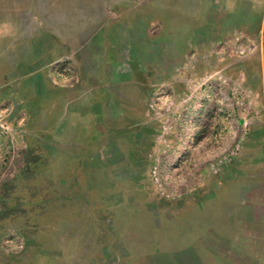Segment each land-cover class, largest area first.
Masks as SVG:
<instances>
[{"label": "rangeland", "instance_id": "374dc122", "mask_svg": "<svg viewBox=\"0 0 264 264\" xmlns=\"http://www.w3.org/2000/svg\"><path fill=\"white\" fill-rule=\"evenodd\" d=\"M180 9V0H0V264H264V172L220 171L264 126V107L255 111L239 81L205 72L180 96L155 84L140 182L114 184L109 172L97 191L106 178L70 177V166H92L48 141L63 134L101 32L134 43L126 58L150 47L175 53L150 42L181 26L170 16ZM123 69L108 72L122 78Z\"/></svg>", "mask_w": 264, "mask_h": 264}, {"label": "crops", "instance_id": "0c3cea01", "mask_svg": "<svg viewBox=\"0 0 264 264\" xmlns=\"http://www.w3.org/2000/svg\"><path fill=\"white\" fill-rule=\"evenodd\" d=\"M180 1L181 9L170 16L171 22L174 17H181V26L165 28L162 36H155L150 42L161 43V48L165 43V49L178 50L175 53H157L153 50L155 47H150L143 54L127 51L129 57L126 58L125 49L135 48L134 43L132 46L112 40L108 43L101 32L99 47L94 51L90 49L85 56L90 67L78 90L70 92L75 101L68 106L67 117L59 124L63 134L59 138L48 137L49 143L57 147L55 152L67 155L70 161L82 160L92 166L85 167L83 172L70 166L67 172L70 177H84L89 184L94 176H103L106 179L97 188L102 192L108 183L109 172H116L114 184L141 181L142 172L148 171L142 152L146 150L144 146L151 143L149 134L156 125L151 120L147 103L155 84H167L174 95H186L191 92L189 80L207 72L227 80L230 85L239 81L244 92L256 96L260 108L255 111L264 107V0ZM176 33L180 36L175 45ZM236 36L242 39L243 45L251 46L244 56L235 54L230 47ZM221 43L228 47L218 49ZM192 50L200 54H196L197 59H192ZM120 64L127 68L123 69L122 75L126 71L123 79L108 72L110 66L119 67ZM180 71L185 76L176 79ZM260 132L258 135L253 131L250 138H245L242 160H230L220 171L228 172L229 178L236 172H264L263 124ZM258 144L259 153L255 150L247 152L250 145ZM200 171L196 167L195 172ZM121 173L123 179H120ZM186 216V220L190 219Z\"/></svg>", "mask_w": 264, "mask_h": 264}, {"label": "built area", "instance_id": "2783aa9c", "mask_svg": "<svg viewBox=\"0 0 264 264\" xmlns=\"http://www.w3.org/2000/svg\"><path fill=\"white\" fill-rule=\"evenodd\" d=\"M235 48H237L236 50H234ZM234 51L237 55L239 56H244L245 54H247L248 52H250L251 50V46L249 44H242L241 40L237 41V45H235L234 47Z\"/></svg>", "mask_w": 264, "mask_h": 264}]
</instances>
